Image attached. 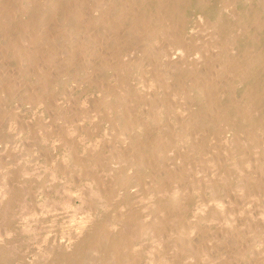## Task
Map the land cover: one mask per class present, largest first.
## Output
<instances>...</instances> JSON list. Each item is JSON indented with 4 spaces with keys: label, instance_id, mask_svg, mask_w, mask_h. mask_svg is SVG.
<instances>
[{
    "label": "bare ground",
    "instance_id": "1",
    "mask_svg": "<svg viewBox=\"0 0 264 264\" xmlns=\"http://www.w3.org/2000/svg\"><path fill=\"white\" fill-rule=\"evenodd\" d=\"M0 142V264H264V0H0Z\"/></svg>",
    "mask_w": 264,
    "mask_h": 264
},
{
    "label": "rangeland",
    "instance_id": "2",
    "mask_svg": "<svg viewBox=\"0 0 264 264\" xmlns=\"http://www.w3.org/2000/svg\"><path fill=\"white\" fill-rule=\"evenodd\" d=\"M189 13H190V15H191V13L192 12H194V14H192L191 16H190V21H191V24L189 25V26H193V24L196 22V19H197V21H199V18H198V14H199V12H195V11H191V9H189V11H188ZM202 13V12H201ZM204 20H205V18H204ZM203 20V21H204ZM189 21V22H190ZM201 21V20H200ZM203 21H201V22H203ZM201 25V24H200ZM194 26H196V24L194 25ZM202 27V26H201ZM202 29H204L203 27H202ZM205 30V29H204ZM207 31H205V33H206ZM204 33V31H203V34L206 36V34ZM198 34H200V32L198 33ZM204 38V37H203ZM56 92H58L57 93V96H58V94H59V90H56ZM95 96V95H94ZM91 99H93L92 98V96L90 97L89 96V102L91 103ZM87 103V102H86ZM27 104V105H26ZM25 105L23 104L21 107H19V106H17V108H16V104L15 103H12L11 104V108L13 109V110H18L20 113H22L23 111L25 112V114H26V117H30L31 119H32V121H34V119H36V118H34L33 117V115L31 116V114H33L31 111H28L29 110V108H30V105L28 104V103H26ZM88 104V103H87ZM9 108H10V106H8ZM10 108V109H11ZM33 117V118H32ZM0 147H2V143L0 142ZM66 211L65 210H63V212L62 213H64V214H66L65 213Z\"/></svg>",
    "mask_w": 264,
    "mask_h": 264
}]
</instances>
